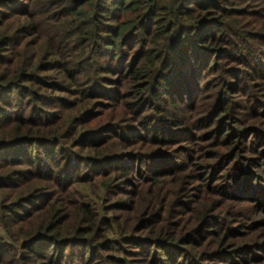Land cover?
Masks as SVG:
<instances>
[{
	"label": "trees",
	"instance_id": "obj_1",
	"mask_svg": "<svg viewBox=\"0 0 264 264\" xmlns=\"http://www.w3.org/2000/svg\"><path fill=\"white\" fill-rule=\"evenodd\" d=\"M251 3L0 0V264H264Z\"/></svg>",
	"mask_w": 264,
	"mask_h": 264
},
{
	"label": "rangeland",
	"instance_id": "obj_2",
	"mask_svg": "<svg viewBox=\"0 0 264 264\" xmlns=\"http://www.w3.org/2000/svg\"><path fill=\"white\" fill-rule=\"evenodd\" d=\"M251 2L252 3L250 6V9L253 10V12L264 14V0H251ZM237 6L241 7V4L237 2ZM251 18H255V17H251ZM256 45H259V43H257ZM263 46H264V44H263ZM260 50H261V52H263L262 53L263 57H261L262 61L261 60H255V61L251 62L252 64H255L254 66L256 68L254 70L252 67L253 65H251V64H249L245 68L250 73H254L253 75H255L254 76L255 79L253 78V82L261 84L262 85L261 88L264 90V78L262 77V76H264L263 75L264 74V47ZM251 82H252V78H251ZM240 88H241V90L235 94L234 98L239 104L238 110H240L241 116L246 119L251 114H254V109H253V107H255L254 106V104H255L254 103V95H253V90L247 88V84H243V86H240ZM262 92H264V91H262ZM262 92H260V94H261V98L264 100V94ZM259 119L262 122V123L261 122L260 123L263 125L264 124V116L260 115ZM202 133H204V131H199L198 134H202ZM190 141H181L175 145V147H178L180 145V147H178V149L181 148L182 152L180 151L181 153H176V155L178 156V161L181 163L188 162L187 158L189 156V150L188 149L182 150V148H184L182 146L186 145L187 148H189L191 146V142H192V141L191 142ZM199 141H198V144H199ZM200 144H206V143L201 141ZM256 147H258V146H256ZM247 156L257 158L259 156V154L250 152V153H247ZM257 161H258L257 163H260V161L258 159H257ZM191 162H193V161H191ZM256 170L258 172L264 173V171H262V169L256 168ZM187 173H190V178H189V182L191 183V186L189 187V188H191L190 190H192V192H194V194H198L201 190V186L204 185V183L208 182L205 180V176L203 177L204 171L200 168V161L195 159L194 163H192L191 167H189V170L187 171ZM223 183L225 184V181L217 180L216 183L213 184L214 190H217V189L221 190V185H223ZM262 185L264 186V182L262 183ZM126 186H127V188H129V185H126ZM255 186H257L254 189V190H256V192H252L250 189H246L247 187H242L240 189H243V190H240L239 194H242L243 196H246L248 198L251 196L253 197V196H259V195L262 196L261 198H263L264 194H260L262 192V190H260L258 185H255ZM213 196H214V198H220V196L217 195L216 193H214ZM187 199H189V198H187ZM250 204H252V203H250ZM180 208H182L181 210H183V212H185L184 207H180ZM258 210H259V208L249 209L248 210L249 212H246V217L243 218L242 221L243 222H249L251 219L255 220L256 219V218H254L256 216L255 212ZM262 210H264V209H262ZM242 224H244V223H242Z\"/></svg>",
	"mask_w": 264,
	"mask_h": 264
}]
</instances>
